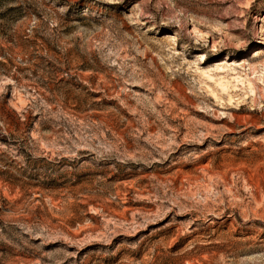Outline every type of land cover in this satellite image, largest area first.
Wrapping results in <instances>:
<instances>
[{
  "label": "rangeland",
  "instance_id": "1",
  "mask_svg": "<svg viewBox=\"0 0 264 264\" xmlns=\"http://www.w3.org/2000/svg\"><path fill=\"white\" fill-rule=\"evenodd\" d=\"M0 264H264V0H0Z\"/></svg>",
  "mask_w": 264,
  "mask_h": 264
},
{
  "label": "bare ground",
  "instance_id": "2",
  "mask_svg": "<svg viewBox=\"0 0 264 264\" xmlns=\"http://www.w3.org/2000/svg\"><path fill=\"white\" fill-rule=\"evenodd\" d=\"M170 38H171V39H173V37H172V36H171Z\"/></svg>",
  "mask_w": 264,
  "mask_h": 264
}]
</instances>
